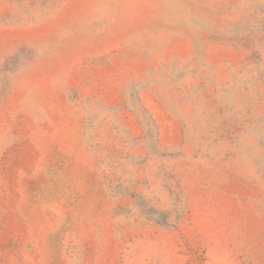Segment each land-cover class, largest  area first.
Here are the masks:
<instances>
[{"label":"rangeland","instance_id":"rangeland-1","mask_svg":"<svg viewBox=\"0 0 264 264\" xmlns=\"http://www.w3.org/2000/svg\"><path fill=\"white\" fill-rule=\"evenodd\" d=\"M0 264H264V0H0Z\"/></svg>","mask_w":264,"mask_h":264}]
</instances>
